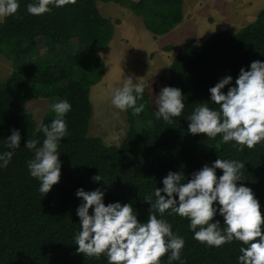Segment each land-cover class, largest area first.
Wrapping results in <instances>:
<instances>
[{"label":"trees","instance_id":"1","mask_svg":"<svg viewBox=\"0 0 264 264\" xmlns=\"http://www.w3.org/2000/svg\"><path fill=\"white\" fill-rule=\"evenodd\" d=\"M31 2L34 0H19L16 15L0 24V55L12 66L7 79L0 82V151L5 150L4 139L12 129H19L21 137L20 148L8 166L0 169V264H108L103 255L95 259L76 251V208L81 203L75 196L77 189L99 188L104 192L105 205L129 203L143 222L150 209L143 198L162 187L161 181L169 171H180L188 179L217 158L244 162V180L237 183L251 189L264 219V142L237 151L231 141L220 143L219 135L208 139L204 134H190L186 120L199 103L218 108L209 101L208 89L222 77H232L230 85L222 89L226 93L229 86H234L241 67L248 70L252 61H264V7L253 23L235 33L221 31L202 45L186 40L171 62L168 78L163 80L166 86L181 90L185 103L182 116L172 118L171 125L157 119L145 90L137 101L145 105L144 110L139 115L125 111L129 127L115 146L88 135L92 114L89 91L104 74L100 53L112 38L113 25L118 24L117 20L103 18L96 3H114L128 9L147 31L160 37L181 23L182 0H77L76 4L52 7L50 13L41 16L26 11V4ZM73 40L83 47L82 52L60 51ZM39 98L64 99L71 104V111L64 117L68 135L61 138L58 148L60 178L42 197L40 182L30 177L27 169L33 152L23 146L26 140L43 139L25 107ZM53 118L47 114L41 122L48 124ZM98 173L102 181L90 179ZM221 174L217 169V177ZM164 218L184 238V264H237L239 241L205 247L193 239L186 218L175 214H165ZM214 219L223 223L222 216ZM261 228L264 231V224ZM166 256L161 257V264H168Z\"/></svg>","mask_w":264,"mask_h":264},{"label":"clouds","instance_id":"2","mask_svg":"<svg viewBox=\"0 0 264 264\" xmlns=\"http://www.w3.org/2000/svg\"><path fill=\"white\" fill-rule=\"evenodd\" d=\"M76 3L77 0H34L26 4V11L41 16L50 13L52 7ZM19 6V0H0V24L7 17L15 16ZM231 81L232 77L226 75L208 89L209 101L218 108H210L203 102L197 104L186 118L187 131L193 135L204 134L208 139L219 135L220 143L231 141L237 151L245 147L251 149L264 142V61H252L248 70L241 67L234 86H229L224 93L222 89ZM144 92L143 83L133 82L130 76L123 78V83L111 90V104L122 112L131 110L133 115H139L145 105L137 101ZM152 103L156 118L168 125L172 124V118L181 117L185 108L181 90L170 86L162 87ZM49 108L54 118L48 124L40 123L42 141L33 138L23 145L33 152L27 169L30 177L40 182L41 197L60 178L58 148L61 138L68 135L64 117L71 111V104L62 99ZM20 139L19 129H12L4 139L0 169L8 166L15 150L20 148ZM217 169L222 170L219 177ZM242 169H245L244 162L217 158L210 166L205 164L193 172L188 179L180 171H169L161 181L162 187H156L151 195L143 198L150 205L143 222L137 219L129 203L105 205L104 192L99 188L92 191L79 188L75 192L81 200L76 208L79 218V231L74 235L76 251L95 259L103 255L108 264H161V257L166 254L168 264L173 261L184 264L181 259L184 238L177 235L164 218L165 214H175L189 221L188 229L193 239L205 247L218 248L239 241L237 264H264V231L261 228L264 219L251 189L237 183L244 180ZM90 179L102 181L99 173ZM216 215L222 216L223 223L214 219Z\"/></svg>","mask_w":264,"mask_h":264},{"label":"rangeland","instance_id":"3","mask_svg":"<svg viewBox=\"0 0 264 264\" xmlns=\"http://www.w3.org/2000/svg\"><path fill=\"white\" fill-rule=\"evenodd\" d=\"M262 6L264 0H182L181 23L167 34L156 37L128 9L114 3L97 2L98 13L112 22L117 20L118 24L113 25L112 38L100 53L102 60L106 61L105 75L89 91L92 114L88 135L101 138L106 145L118 146L129 125L126 112L111 104V90L119 87L123 78L130 76L133 82L145 85L150 105L155 111L152 101L166 86L163 80L168 77L169 64L185 46L186 40L192 39L202 45L207 38L221 31L235 33L253 23L256 20L254 12ZM60 51L71 54L82 52L83 47L73 40ZM11 71V62L0 55V82L5 81ZM58 101L39 98L29 101L25 107L39 127L45 115H54L49 106Z\"/></svg>","mask_w":264,"mask_h":264},{"label":"crops","instance_id":"4","mask_svg":"<svg viewBox=\"0 0 264 264\" xmlns=\"http://www.w3.org/2000/svg\"><path fill=\"white\" fill-rule=\"evenodd\" d=\"M262 7H263V6H262ZM262 7H259V8L257 9V11L254 10V11H255L254 14H255L256 17H257V15H258V13L260 12V10L262 9ZM171 31H172V30H171ZM160 37H161V36H160ZM103 50H104V49H103ZM103 50H102V51H103ZM102 51H101V52H102ZM175 55H176V54H175ZM100 56H101V54H100ZM174 57H175V56H174ZM101 58H102V57H101ZM102 59H103V58H102ZM172 60H173V59H172ZM104 61H105V60H104ZM104 61H103V62H104ZM171 62H172V61H171ZM105 64H106V61H105ZM170 65H171V63L169 64V67H170ZM106 66H107V65H106ZM168 69H169V68H168ZM106 71H107V69H106ZM110 71H111V68H110V70H108V72H110ZM104 75H105V74H104ZM168 75H169V72H168ZM167 78H168V77H167ZM102 79H103V77H102Z\"/></svg>","mask_w":264,"mask_h":264}]
</instances>
